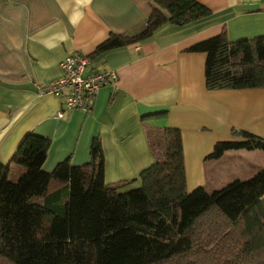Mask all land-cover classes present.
<instances>
[{"label": "crops", "instance_id": "1", "mask_svg": "<svg viewBox=\"0 0 264 264\" xmlns=\"http://www.w3.org/2000/svg\"><path fill=\"white\" fill-rule=\"evenodd\" d=\"M194 1L210 16L181 27L164 23L150 38L92 59L91 67L115 72L117 82L101 87L85 114L64 111L59 99L42 92L60 76L59 62L73 52L87 57L111 33L138 31L152 3L0 0V163L7 165L21 138L31 133L49 141L43 172L64 160L82 166L97 137L104 183L120 184L118 192L125 193L139 186L138 174L152 164L143 132L148 125L179 131L187 193L196 188L209 193L250 178L251 164H264V152L208 155L217 142L238 141L232 131L264 140V89L207 91L205 55L188 49L223 30L229 42L264 36V0Z\"/></svg>", "mask_w": 264, "mask_h": 264}, {"label": "trees", "instance_id": "2", "mask_svg": "<svg viewBox=\"0 0 264 264\" xmlns=\"http://www.w3.org/2000/svg\"><path fill=\"white\" fill-rule=\"evenodd\" d=\"M149 2L141 29L111 33L87 57L142 42L164 23L181 27L211 14L194 0ZM188 52L205 55L207 91L264 89V36L229 42L223 30ZM143 132L152 164L125 193L104 183L97 137L86 164L64 160L45 173L48 139L25 134L0 163V264H264V167L212 192L187 193L179 131L143 125ZM231 135L239 140L215 143L209 159L264 152V140Z\"/></svg>", "mask_w": 264, "mask_h": 264}, {"label": "built area", "instance_id": "3", "mask_svg": "<svg viewBox=\"0 0 264 264\" xmlns=\"http://www.w3.org/2000/svg\"><path fill=\"white\" fill-rule=\"evenodd\" d=\"M92 60L73 52L59 62L60 76L42 92L60 100L64 111L78 110L89 114L101 87L117 82L115 72L102 66H92ZM63 116V111L56 114Z\"/></svg>", "mask_w": 264, "mask_h": 264}, {"label": "rangeland", "instance_id": "4", "mask_svg": "<svg viewBox=\"0 0 264 264\" xmlns=\"http://www.w3.org/2000/svg\"><path fill=\"white\" fill-rule=\"evenodd\" d=\"M52 82H54V81H52ZM52 82H50V84H51ZM254 153L257 154V155H260V154H261V152L258 151V150H255ZM255 164H256V163L251 164L253 170H255V171H253L252 175H254L257 171H259L260 169H262V168L264 167V164H262V163H261L260 166H256ZM17 169H19V168L15 167V168H13V170L9 173V176H8L9 180H11V181H14V180H15L16 175H17V172H16ZM252 175H251V176H252ZM229 182H230V181H229ZM209 183H210V181H208V185H207L206 188H210V184H209ZM227 183H228V182H227ZM227 183H226V184H227ZM224 185H225V184H224ZM224 185H223V186H224ZM219 188H221V187H219ZM185 190H186V189H185Z\"/></svg>", "mask_w": 264, "mask_h": 264}]
</instances>
